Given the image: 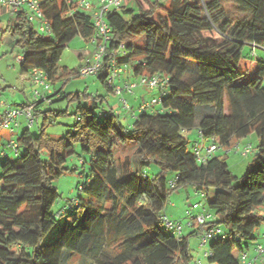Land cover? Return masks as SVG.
Here are the masks:
<instances>
[{"label": "trees", "instance_id": "obj_1", "mask_svg": "<svg viewBox=\"0 0 264 264\" xmlns=\"http://www.w3.org/2000/svg\"><path fill=\"white\" fill-rule=\"evenodd\" d=\"M40 6L48 33L29 20L25 5L14 10L0 3V38L8 36L22 56L21 88L26 81L32 84L34 69L49 86L80 75L58 66L63 49L76 35L95 46L102 39L93 11L67 0H41ZM104 17L110 37L95 73L99 81L113 92L107 78L114 58L134 76L164 78L159 102L127 126L89 93L35 89L38 97L33 92L18 105H30L33 123L38 114L42 123L37 134L30 132L33 124L19 126L15 158L7 155L4 141L1 145L0 264H62L66 252L90 257L94 264H192L189 238L199 236L202 227L184 225L191 231L176 234L162 212L168 195L184 185L206 194L213 215L208 225L222 231L209 240L207 264H242V254L251 264H264V251H254L264 239V230L257 232L264 222V60L252 54L249 64H242L244 45L264 47V0H123ZM5 87L0 80V90ZM63 99L77 102L74 122L64 135L51 136L48 115L67 110L41 106ZM193 128L222 151L251 133L257 137L253 162L239 180L228 169L226 152L197 161L183 135ZM127 144L134 146V164L115 160L114 150ZM73 155L82 166L78 195L56 217L52 208L59 192L53 181L68 170ZM151 165L158 167L152 176L139 170ZM105 202L110 207L104 208Z\"/></svg>", "mask_w": 264, "mask_h": 264}, {"label": "rangeland", "instance_id": "obj_2", "mask_svg": "<svg viewBox=\"0 0 264 264\" xmlns=\"http://www.w3.org/2000/svg\"><path fill=\"white\" fill-rule=\"evenodd\" d=\"M91 1L95 2L94 0ZM129 5H131V2H129ZM141 43L142 38L136 39L135 44L138 45ZM95 47L96 46L94 42L87 41L80 35H76L63 49L58 62V66L62 69L66 68L68 71L75 72V70L79 69V64L81 63L79 54L88 52L90 55L94 52ZM18 53H20V49L13 45L8 36L4 35L0 38V80L2 84L7 85V87L3 88L0 91V98L10 104L12 107H17L20 103L26 101V99L31 100L33 96L32 94L35 89H38L39 91L43 90L42 87L32 85L28 81L24 82L23 92L20 90V65L19 62L15 59V56ZM252 54H255L256 56L264 60V47H253L250 44L244 45L242 64H249V59L251 58ZM84 61L85 57L83 58V62ZM128 76L132 80H126ZM119 79L123 81L121 83H118ZM127 82L137 83L131 89V91L122 89V91H120L119 93L110 92L106 88L105 84L99 81L96 74L78 76L72 75L66 80L59 78L56 79L53 83H49L51 90L57 91L62 89L61 92H63V94L81 92L89 93L92 96H98V98L103 99L102 104L100 105V108L102 109H109V107L113 106L114 104L117 105L114 109L115 113L118 114L119 121L123 125L127 126L132 120L131 112L137 111L139 105L142 102H148L152 98L157 97L160 90V88L157 86L149 87L146 83H138V77H135L133 75L131 68L126 69L117 78L114 79L115 85H119V87L121 88ZM81 102L83 105L88 104V100H85L83 98H81ZM125 102L127 106L126 104H124ZM76 107V100L68 101L67 99H63L60 101H55L52 104L44 103L41 106L42 110H67L66 114L48 115L50 124H48L46 128L47 133H49L51 136L64 135L70 129L71 125L74 122V111L76 110ZM20 122V130H22L26 127L25 119L23 116L20 118ZM41 123L42 115L38 114L34 117V123L29 128L30 132L32 134H37ZM0 135L4 136L5 140L16 138V134L10 135L5 130L1 131ZM183 135L188 141V148L190 150L194 148L193 144L202 149H206V147L210 144L209 140L200 137L197 128L183 131ZM236 142H238V146H233L227 151L217 149L213 151L209 156L221 154L223 155V153L226 152L225 160L228 164V169L239 180L243 175L247 165L253 162V158L255 155L254 148L258 143V139L253 133H251L248 137L237 140ZM248 144H251L253 146V149L249 154L245 155L243 154V150L244 147ZM5 151L9 157L15 158L14 152L12 150L6 148ZM133 152L134 146L131 144L118 145L114 150L115 160L121 161L126 158L132 164H134ZM82 157L88 159L89 156L84 154ZM66 165L68 166V170H66L53 181L54 186L59 192V196L52 208V211L54 212V215L56 217L59 216V213L63 210L64 205L67 204L68 199H73L78 195L76 187L77 183L82 179L79 175L82 166L80 164L79 158L76 155L68 157ZM139 170L149 176H152L157 173L158 167H156L155 165H151L147 168H139ZM210 197H212V194L210 195ZM199 201H203L201 195L195 192V190L190 185L180 186L168 195L167 202L164 205L162 212L164 213V215L167 214L171 219L174 218V221H177L176 217L179 218L178 221H180L184 226L187 223V218L184 217L185 208H187L189 204ZM103 204L104 208L110 207L109 203L105 202ZM260 211L264 214V207H262ZM196 212L197 210L194 209L193 214H195ZM263 230L264 222H262L258 227L257 232ZM183 233H186L185 226ZM189 245L194 257L192 264H196L195 261L197 259H200L202 264H207L203 256V252L208 249V244L205 246H200L199 236L193 235L189 238ZM107 250L112 252L114 250V247H110L109 245ZM62 264H94V261L87 256L66 252L63 256Z\"/></svg>", "mask_w": 264, "mask_h": 264}, {"label": "built area", "instance_id": "obj_3", "mask_svg": "<svg viewBox=\"0 0 264 264\" xmlns=\"http://www.w3.org/2000/svg\"><path fill=\"white\" fill-rule=\"evenodd\" d=\"M95 5L92 3L91 0H67V3H70L74 5V7H78L81 9H86L89 11H93V22L94 26L97 30V34L101 36V42L96 45L95 50L93 53L86 54L85 55V61L83 64L79 67L78 72L80 75H88V74H95L101 67L102 58L107 54L105 49V43L109 39V28L105 21V13L108 10H111L112 8L118 7L123 0H95ZM1 4L8 3L12 9L16 10L20 6H26L27 8V15L29 20H31L36 28L41 32H50V25L49 22L43 17V14L41 12V0H0ZM123 48V44H120L119 49L116 52L112 53V56L115 57L116 53H119L121 49ZM111 56V57H112ZM15 59L19 62L22 60V56L16 55ZM113 68L110 71V74L107 78V84L110 88H112L114 93H119L122 91V89H125L127 91H131V89L136 85L137 82H127L124 84V86L121 88L119 85H115L114 79L117 78L124 69L122 67H119L115 64L114 58L111 59ZM31 82L32 84L36 86H40L43 88V91L50 92V86L41 70L34 69L31 74ZM138 83L141 84H148L149 87H159L160 92L163 91L166 80L159 75H152V76H146V75H140L138 76ZM39 96V91L34 90V97ZM43 97V96H42ZM160 96L152 98L148 102H142L139 105V108L137 111L131 112V118L134 119L136 114L139 112H142L146 109H148L151 105L156 104L159 102ZM126 104V102L124 103ZM127 106V104H126ZM0 113L1 121H0V134L1 131L5 130L10 135L16 134V132L19 129L20 126V118L23 116L25 119V123L28 126H31L33 124V115H32V108L30 105H20L17 107H12L10 104H8L6 101L1 100L0 101ZM99 115H104L103 113H99ZM199 135L201 137V134L199 132ZM2 136L0 135V139ZM202 138V137H201ZM4 140L3 148H9L16 154L18 151V144L15 139H7L2 138ZM4 149L0 151V159L2 156H5ZM220 149L218 145H216L214 142L210 143L209 146L206 147V149L198 148L194 144L193 151L196 154V159L199 162L205 161L209 155L217 150ZM251 151V144H248L244 147L243 154H248ZM174 182H172V185ZM201 195L203 201L202 202H194L192 204H189L187 208H185L184 211V217L187 218L186 226H194L198 225L202 227L200 233H199V240H200V246H205L209 243V240L212 239L214 236L221 234L222 231L219 226L215 225H208L210 221L213 219L212 213L207 209L205 205L206 200V194L204 192H199ZM196 209L197 212L193 214V210ZM164 224L172 229L176 234H180L183 229V225L180 221H174L169 219L166 215L163 217ZM254 251L256 254H260L264 251V247L262 245H256L254 248ZM208 254V250H205L203 252V255L206 256ZM242 264H251V260L248 259L246 254H242L241 256Z\"/></svg>", "mask_w": 264, "mask_h": 264}, {"label": "crops", "instance_id": "obj_4", "mask_svg": "<svg viewBox=\"0 0 264 264\" xmlns=\"http://www.w3.org/2000/svg\"><path fill=\"white\" fill-rule=\"evenodd\" d=\"M95 1V0H94ZM93 3H96V2H93ZM11 41V40H10ZM86 54H89L88 52H83L82 54H79V57H80V59H81V63L79 64V66L82 64V62H83V58L85 57V55ZM128 69V68H127ZM126 70V69H125ZM136 77V76H135ZM125 80V79H124ZM126 80H132V79H130V77L128 76L127 78H126ZM123 80H121V79H119V81H118V83H121ZM22 87V86H21ZM20 87V90L23 92V88H21ZM1 91V90H0ZM2 99L0 98V101H1ZM116 106L117 105H113V106H111L110 108H111V110H113L114 112H115V108H116ZM1 108V107H0ZM2 138H5L4 136H2ZM0 139V150H1V145H2V142L4 141L3 139ZM208 140V139H207ZM166 216L169 218V219H171L167 214H166ZM171 220H174V218L173 219H171ZM176 220H179V218H177L176 217ZM184 229V228H183ZM191 230H189V229H186V233H188V232H190ZM185 233V234H186ZM257 242L258 243H261L263 246H264V239H259V240H257ZM249 254L250 255H252L253 254V250H252V247L251 248H249Z\"/></svg>", "mask_w": 264, "mask_h": 264}]
</instances>
